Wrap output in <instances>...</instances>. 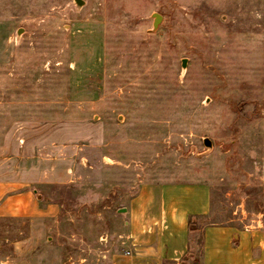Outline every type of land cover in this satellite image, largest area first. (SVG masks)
Listing matches in <instances>:
<instances>
[{
	"label": "rangeland",
	"instance_id": "obj_1",
	"mask_svg": "<svg viewBox=\"0 0 264 264\" xmlns=\"http://www.w3.org/2000/svg\"><path fill=\"white\" fill-rule=\"evenodd\" d=\"M84 1L0 0V264L134 259L119 210L148 185L264 223L263 0Z\"/></svg>",
	"mask_w": 264,
	"mask_h": 264
},
{
	"label": "crops",
	"instance_id": "obj_2",
	"mask_svg": "<svg viewBox=\"0 0 264 264\" xmlns=\"http://www.w3.org/2000/svg\"><path fill=\"white\" fill-rule=\"evenodd\" d=\"M262 19L264 23V0ZM3 26L0 21V30ZM262 171L264 175V152ZM261 198L264 205V193ZM154 200L158 212L155 218L151 214ZM259 202L257 199L256 203ZM212 207V187L206 182L142 187L125 207L128 217L125 226L137 253L124 264H182L190 251V229L194 226L190 217L208 216ZM256 213H260L259 218L263 216L258 210ZM253 222L243 226L200 224L194 236L202 237L201 250L186 264H264V223L261 219Z\"/></svg>",
	"mask_w": 264,
	"mask_h": 264
},
{
	"label": "water",
	"instance_id": "obj_3",
	"mask_svg": "<svg viewBox=\"0 0 264 264\" xmlns=\"http://www.w3.org/2000/svg\"><path fill=\"white\" fill-rule=\"evenodd\" d=\"M85 3L86 2L84 0H74L75 11L80 10L85 5ZM152 17H153V27L151 29V33H155V31L159 27V24H160V21L162 19V16L160 14H158V13H154L152 15ZM23 31H24V29H19L17 31V33H16V41L17 42L20 40V37H21V34H22ZM187 63H188V60L187 59H183V61H182V72H183V74H185V72H186ZM203 143H204V147H205L206 151L201 153V156L209 155L213 151L214 145H213L212 141L209 138H204ZM196 155H198V151H196ZM126 211L127 210L125 208H123V209H120L119 212L120 213H126ZM193 228H194V226H193ZM192 257H193L192 254H189L188 256H186L184 261L182 262V264H186L188 259L192 258Z\"/></svg>",
	"mask_w": 264,
	"mask_h": 264
},
{
	"label": "trees",
	"instance_id": "obj_4",
	"mask_svg": "<svg viewBox=\"0 0 264 264\" xmlns=\"http://www.w3.org/2000/svg\"><path fill=\"white\" fill-rule=\"evenodd\" d=\"M214 219V214L211 213L208 216H203V217H190V224L193 226H196V228H191L190 229V251L189 254L193 255V259H195L197 257V254L199 253V251L197 250V241H196V236H194L198 230H199V225L203 224V225H208V224H217L215 221H213ZM202 243H200L201 246ZM189 260V259H188Z\"/></svg>",
	"mask_w": 264,
	"mask_h": 264
},
{
	"label": "built area",
	"instance_id": "obj_5",
	"mask_svg": "<svg viewBox=\"0 0 264 264\" xmlns=\"http://www.w3.org/2000/svg\"><path fill=\"white\" fill-rule=\"evenodd\" d=\"M128 238L130 239V237H128ZM126 254L130 256L131 255V251L130 250L126 251Z\"/></svg>",
	"mask_w": 264,
	"mask_h": 264
}]
</instances>
